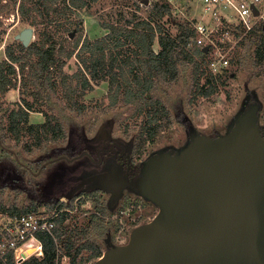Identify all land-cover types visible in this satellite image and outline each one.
<instances>
[{
  "label": "rangeland",
  "instance_id": "1",
  "mask_svg": "<svg viewBox=\"0 0 264 264\" xmlns=\"http://www.w3.org/2000/svg\"><path fill=\"white\" fill-rule=\"evenodd\" d=\"M2 3H5V0ZM8 3L10 8L0 13V61L6 59L7 45H11L18 52L17 44L21 41L15 39V35L20 30L31 26L33 36L30 43H39L43 39L45 27L42 17L36 12L29 15V18L31 16L36 18V23L30 24L29 20L21 18L16 8L13 9L11 1ZM58 8H61L60 5ZM134 9L132 0H98L81 9L79 13L67 11L68 14L60 15L50 24L49 28L56 41L55 47L56 49L63 47L65 51L71 50L72 40L79 34L82 38L100 37L106 32L99 24L100 20L123 22L125 18L131 16ZM136 14L145 16L146 11L142 9ZM175 16L183 19L180 15ZM79 20L81 32L80 29H74L75 23ZM162 20L169 27L166 17ZM153 47L158 50L157 43H154ZM55 57L59 61H64V64L58 67L59 61H55L57 66L53 78L56 90L45 94L47 98L37 95V90L27 83V66L21 68L18 63H15V72L9 75L10 84L0 91L2 209L35 203L39 210H43L48 207L47 205H55L58 197L64 196L75 186L72 176L91 166L88 156L82 159L83 161L68 162L60 158V155L73 157L86 151L97 157L99 149L107 148L109 145L104 139L97 138L102 128H107L108 140H123L131 145L141 130L142 115H130L126 105L116 107L107 105L106 81L94 84L91 89L82 92L78 74L83 70L75 54L71 57L61 55L59 59L57 52ZM35 58L33 56L31 60ZM23 61L27 62L25 59ZM255 70L256 67L249 57L233 62L225 78V84L219 85L217 91L209 96L201 95L194 87L190 69L183 70L181 76L170 85L157 84L153 94L158 96L168 109L170 123L154 140L146 142L141 153L135 156L137 162H142L153 153L163 152L169 148L180 152L189 143L188 125L211 137L225 134L251 100H258L261 104L258 124L264 129V75L257 76ZM69 86L76 87L71 97H67L66 94ZM24 101L30 102L33 107L27 110V123H23L24 128L17 139L16 134L7 130L6 120L12 108H24ZM45 115H49L53 121H58L64 134L59 139L47 140L41 146H37L33 144V136L26 126L43 122ZM57 157L59 158L56 159ZM93 182L95 180L84 187ZM110 199L109 194L100 189L83 188L78 191L67 203V206L71 207V212L65 225L76 226L67 234L76 230L81 232L82 228H86V232L78 234L80 237L78 242H94L103 253L109 246L126 244L133 229L151 220L159 209L152 201L133 189H124L114 204L110 203ZM89 254L90 250H82L81 255L86 257ZM95 260L87 259L83 264H93Z\"/></svg>",
  "mask_w": 264,
  "mask_h": 264
},
{
  "label": "water",
  "instance_id": "2",
  "mask_svg": "<svg viewBox=\"0 0 264 264\" xmlns=\"http://www.w3.org/2000/svg\"><path fill=\"white\" fill-rule=\"evenodd\" d=\"M32 36L27 26L15 39L28 46ZM260 109L258 100L248 102L223 135L207 136L188 125L189 143L180 152L153 153L130 181L112 160L104 162L100 175L72 176L80 182L67 198L95 180L84 190L112 191L111 204L130 186L159 208L133 229L126 244L109 246L93 264H264ZM102 129L97 137L108 140L107 128Z\"/></svg>",
  "mask_w": 264,
  "mask_h": 264
},
{
  "label": "trees",
  "instance_id": "3",
  "mask_svg": "<svg viewBox=\"0 0 264 264\" xmlns=\"http://www.w3.org/2000/svg\"><path fill=\"white\" fill-rule=\"evenodd\" d=\"M2 1L0 0V13L10 8L8 2L11 1L13 9H17L22 19L26 18L30 24H35L36 18L34 16L29 18V15L36 12L42 17L45 27L41 42H31L28 46H23L19 42L18 52L11 45L5 47L6 59L0 61V91L10 84L9 75L15 72V63H18L21 68L27 66V83L37 90V95L47 98L45 94L56 90L53 78L56 66L61 67L64 64V61L56 59V53L58 52L59 59L61 55L71 57L75 54L83 70L78 74L82 92L91 89L94 84L106 81L108 106L126 105L130 115L143 116L141 130L133 143L134 156L139 155L146 142L154 140L170 123L168 109L162 100L153 94L157 84L170 85L181 76L183 70L190 69L194 87L201 95L209 96L217 91L219 85L225 84V78L228 76L213 75L209 71L205 52L188 43L192 29L187 20L178 19L170 6L163 1L155 2L151 8L145 10V16L136 14L142 9L133 2L135 9L131 16L125 18L123 22L100 20V26L106 30L102 36L89 39L85 36L82 38L79 34L72 40V49L68 51L63 47L56 49L50 24L60 15L68 14L67 11L79 13L81 9L98 0H5V3ZM59 5L61 8H58ZM164 17L169 27L162 20ZM81 27L79 20L75 23L74 29H80L81 32ZM154 43H157L158 50L154 49ZM33 56L36 58L32 61ZM248 57L256 67V75H264L263 27L234 62ZM55 61H59L57 65ZM75 88L68 87L67 97H71ZM24 102V108H12L6 120L7 130L16 134L17 139L24 128L23 123H27V110L33 107L30 102ZM26 129L32 134L33 144L37 146H41L47 140L59 139L64 134L61 124L53 121L49 115H45V120L41 123L28 124ZM261 130L264 132L262 127ZM140 164L141 162H137L135 173L138 172ZM38 208L37 204L30 203L24 207L14 205L7 210L28 212L36 211ZM67 217L68 213H62L54 229L57 239L62 242L63 254L68 256L66 264H83L87 259H97L102 253L97 244L91 241L78 242L80 239L78 234L86 232V228H82L81 232L76 230L71 234L66 233L67 226L64 220ZM40 237L44 247L43 256L41 258L31 256L20 264H60L56 259L55 241L46 233L40 234ZM84 249L90 250L86 257L81 255Z\"/></svg>",
  "mask_w": 264,
  "mask_h": 264
},
{
  "label": "built area",
  "instance_id": "4",
  "mask_svg": "<svg viewBox=\"0 0 264 264\" xmlns=\"http://www.w3.org/2000/svg\"><path fill=\"white\" fill-rule=\"evenodd\" d=\"M132 1L145 10L155 2L163 1L174 15L185 18L192 29L188 43L201 50L208 46L206 63L213 75H227L234 60L245 51L259 29L264 28V0ZM73 196L67 198L64 194L58 197L55 205L43 210L16 212L0 208V264H20L31 256L41 258L44 251L42 233L52 237L57 244L56 259L60 264H66L68 256L63 254L62 242L57 239L54 229L59 216L71 212L67 203ZM75 227L67 226L66 233Z\"/></svg>",
  "mask_w": 264,
  "mask_h": 264
},
{
  "label": "flooded vegetation",
  "instance_id": "5",
  "mask_svg": "<svg viewBox=\"0 0 264 264\" xmlns=\"http://www.w3.org/2000/svg\"><path fill=\"white\" fill-rule=\"evenodd\" d=\"M97 138L104 139V137H97ZM120 141H123V140H116V141L115 140H105V142H108L109 145L107 148L99 149V153H98L99 155L97 157H93L91 152H86V151L81 152V154L79 155H74L73 157H67L66 155H60L59 157L68 162H74L76 160L83 161L82 159L87 158L88 156L91 166H89L87 169L83 168L81 171H78V173L82 174L83 178L85 179L86 178L88 179L90 176H93V175L102 174L103 173L102 165L104 164L105 161L108 163L109 160L112 159L115 162L116 166L118 165L119 170L122 171L124 179L130 181L136 174L135 170H136L137 160L133 154V147H132L133 144L131 145V144L125 143L124 141L123 142H120ZM59 157H57L56 159H58ZM121 181L123 180L120 179V182ZM79 182H80V179H77L75 181V185H77ZM84 185L85 184L81 185L74 194L82 190L84 188ZM124 189H131V188L130 186H125L122 189V191ZM100 190L105 193H108L109 197L111 198L112 191L106 192L103 189H100Z\"/></svg>",
  "mask_w": 264,
  "mask_h": 264
}]
</instances>
